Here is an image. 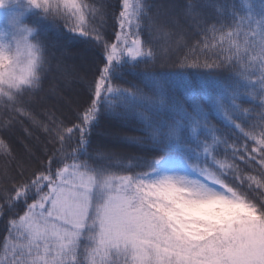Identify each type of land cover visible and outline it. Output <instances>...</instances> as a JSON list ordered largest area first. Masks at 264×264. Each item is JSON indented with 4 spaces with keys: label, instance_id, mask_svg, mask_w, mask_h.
I'll use <instances>...</instances> for the list:
<instances>
[{
    "label": "snow or ice",
    "instance_id": "snow-or-ice-1",
    "mask_svg": "<svg viewBox=\"0 0 264 264\" xmlns=\"http://www.w3.org/2000/svg\"><path fill=\"white\" fill-rule=\"evenodd\" d=\"M0 264H264V0H0Z\"/></svg>",
    "mask_w": 264,
    "mask_h": 264
}]
</instances>
